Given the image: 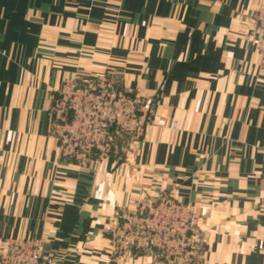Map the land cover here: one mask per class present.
<instances>
[{
	"label": "crops",
	"instance_id": "crops-1",
	"mask_svg": "<svg viewBox=\"0 0 264 264\" xmlns=\"http://www.w3.org/2000/svg\"><path fill=\"white\" fill-rule=\"evenodd\" d=\"M263 2L0 0V252L38 237L45 264H157L110 253L105 224L163 189L191 203L199 264H264ZM100 73L150 99L145 130L94 165L59 158L50 97Z\"/></svg>",
	"mask_w": 264,
	"mask_h": 264
},
{
	"label": "built area",
	"instance_id": "built-area-1",
	"mask_svg": "<svg viewBox=\"0 0 264 264\" xmlns=\"http://www.w3.org/2000/svg\"><path fill=\"white\" fill-rule=\"evenodd\" d=\"M248 31L261 63L264 2L251 12ZM150 103L138 90L116 86L105 73L62 80L47 104L49 133L56 139L58 157L94 165L113 153L122 140L142 134ZM105 233L107 248L114 255L147 251L157 264H199L202 260V240L191 203L177 200L163 189L152 197H138L131 207L118 208L107 219ZM50 260L42 255L38 237H9L0 252V261L8 264H45Z\"/></svg>",
	"mask_w": 264,
	"mask_h": 264
},
{
	"label": "rangeland",
	"instance_id": "rangeland-1",
	"mask_svg": "<svg viewBox=\"0 0 264 264\" xmlns=\"http://www.w3.org/2000/svg\"><path fill=\"white\" fill-rule=\"evenodd\" d=\"M118 153H120V152H118Z\"/></svg>",
	"mask_w": 264,
	"mask_h": 264
}]
</instances>
